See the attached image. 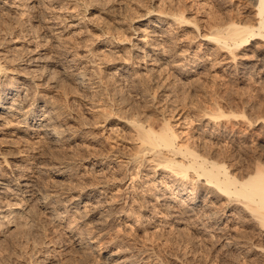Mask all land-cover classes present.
I'll list each match as a JSON object with an SVG mask.
<instances>
[{
  "label": "rangeland",
  "instance_id": "rangeland-1",
  "mask_svg": "<svg viewBox=\"0 0 264 264\" xmlns=\"http://www.w3.org/2000/svg\"><path fill=\"white\" fill-rule=\"evenodd\" d=\"M252 1L0 0V60L7 66L0 70V264H264V247H254L264 243L257 229L224 219L226 199L200 181L220 226L229 225L234 244L227 246L217 225L186 209L171 186L174 173L156 167L162 153L145 152L140 128L128 122L136 117L159 128L169 119L183 148H200L239 176L264 162L262 123L247 122L264 117V44L232 58L193 41L190 27L167 24L165 35L179 41L174 64L161 71L155 59L141 58L153 52L138 38L153 35L139 32L151 29L148 19L136 20L171 3L206 30L210 11L223 16L234 3ZM71 22L76 26L67 27ZM130 25L139 27L136 34ZM120 27L131 35L117 47ZM109 33L114 42L104 40ZM111 48L118 59L102 54Z\"/></svg>",
  "mask_w": 264,
  "mask_h": 264
},
{
  "label": "bare ground",
  "instance_id": "bare-ground-1",
  "mask_svg": "<svg viewBox=\"0 0 264 264\" xmlns=\"http://www.w3.org/2000/svg\"><path fill=\"white\" fill-rule=\"evenodd\" d=\"M90 1L92 2L91 4H93V2L97 4V0H90ZM99 1H101V0H99ZM109 1H111V0H109ZM116 1H118V4H120L122 2L123 3L127 2L128 0H116ZM129 1L131 2V0H129ZM250 1H252V0H250ZM113 2H114V0H113ZM91 4H89V5H91ZM172 4H173V0H172ZM172 4L169 3L170 7L168 9L159 10V9H155L153 7V8L148 9V10L146 9V11L144 13H142L141 15L139 14L140 16H138L139 18H136V20L148 19L149 23H150L148 25V28L150 27L151 28L150 30L146 29V28L143 30L142 29L139 30L138 26L134 25V27H133L130 25L131 33L134 32L136 34V32L139 30V32L142 33V35L144 37H146L148 35H153V37L150 39V41H147L145 38H143V39L138 38V40L142 43L144 42L143 44H145L146 46L149 43V45H151V47H149V48L153 52V54H151V53L149 54V52H144L143 57H141V58L145 59V58L150 57L149 60L155 59V61H157L158 65H159L158 69L161 71H162V69H164L166 67V65H168V64L173 65L174 64L173 62H174L175 56H174L173 52H174L175 47L179 41V38L171 39L168 35H167L168 37L165 35V33H167V32L163 28V26L167 25V24H169V26H172V27H174L176 25H177V27L178 26L179 27H183V26L184 27H190L195 32L194 33L195 35H193V37H191L193 39V41L196 40L195 38H197V39L200 38L201 40H205V42L207 44L215 45L218 49L217 50L218 52H219V50H222V51H225L226 54H228L230 56L234 55V57L232 56V58H235V56H236L235 54H237L236 52L238 50H242V49L243 50L245 49V51L248 49L250 50V48H248V47L253 46V43H255V42L256 43L262 42L264 44V0H255V2L252 1L251 3L249 2V4L246 3V5H244V3H243V5H242V3L241 4L240 3H238V4L234 3L231 6V8H229V10L226 14L223 12L224 13L223 16H218L219 14L217 15V13L215 14L213 11H210L208 13L209 15L207 17L208 19H207L206 25H205L206 30H204L205 27L202 28V25H201L200 20L198 18H196L194 16L192 17V16L186 14L187 10L185 11V9H186L185 7H183V6L175 7ZM101 6H102V4H101ZM126 6H127V4H126ZM87 7H89V6H87ZM122 9H125V8H122ZM108 10H110V9H108ZM118 12L120 13V11H118ZM107 13H108V11H107ZM114 20H115V23H117V24L120 21V19H117V18ZM60 23H61V21H60ZM131 23H132V21H131ZM66 25H67V27L76 26L75 23L73 24L72 22L70 25H68V23ZM66 25H64V26H66ZM119 29H121L122 32L120 33L119 39L116 40L117 41V45H116L117 47L121 43V40H123L125 38L130 39V35H131V33L127 34V32L125 31L126 28L122 29L120 27ZM110 36H111V34L109 35V37L105 38L104 40L107 42H110V43L114 42L113 41L114 37H113V39H111ZM121 36H123V37H121ZM180 39H181L180 41H182V38H180ZM105 45H107V44L105 43ZM114 45H115V43H114ZM116 46H115V48H116ZM115 48L113 50H112V48L108 49V51H106V53L104 51H102V52H104L102 54L103 55H105V54L112 55L113 54V57H114V58L112 57L113 60L118 59L119 58L118 56L121 53L119 54L117 52L118 50L117 49L115 50ZM176 53H178V52H176ZM129 55L127 57L123 56V55L122 56L126 59L128 58V60L129 59L131 60L133 58V55H132V53H131L132 56H129ZM263 55H264V53H263ZM97 57L100 58L98 55H97ZM103 57L104 56H102L100 58V60ZM109 57H110L109 59L111 61L112 60L111 56H109ZM103 59H107V58H103ZM163 59H164V61H163ZM122 60H124V59H122ZM94 61H95V59H94ZM103 61H105V60H103ZM106 61H108V60H106ZM193 64H195V63H193ZM155 66H157V64ZM153 68H155V67H152V69L150 68L151 70L150 69H148V70L153 71ZM99 69H100V67H99ZM0 70H2V71L6 70L7 71V66L1 60H0ZM118 71H120V70H118ZM121 71H123L121 73V75H122L124 73H127L128 69L126 67H123ZM83 77H84L83 74L80 73L79 75H76L74 78L77 79L79 82V80L80 79L82 80ZM7 81L9 83H11L12 85H13V83L17 82V81L15 82V80L12 78H10V79L8 78ZM144 90H146V89H144ZM113 94H115V93H113ZM0 103L2 104L3 101H0ZM1 107H4V106L1 105ZM9 110H10V108H9ZM35 115H36L35 111L33 110L30 113V117L32 118V120L34 119ZM214 115H217V114L214 113ZM233 116L235 118H238V117H242V116L245 117L246 115L233 113ZM164 119H165V121H163L162 126L159 128H155L156 126L155 127L145 126L143 124V122H141V120L137 119L136 117H135V119H133V118L129 119L128 122L131 121L132 122L131 124H133V126L136 127V129L140 128L138 130V138L140 141L139 144H140L141 148L145 147L144 148L145 152L147 150L150 152L162 153L163 156L159 157V159H157L156 167L157 166L161 167L160 169H163V170L165 168H167V169H170L174 173V176H176L177 179L174 180L173 183H171L172 184L171 186H173L174 189L175 188L178 189L177 191L176 190H174V191H176L175 193L180 196L182 203L187 204L186 209H188V211H190V213L192 212V214H193V212L195 213V211L196 212L200 211L202 218L204 217L207 220H210V222L212 221L214 225H217V226H215L216 229H218L219 232H221L225 236L223 240L226 241L227 238L229 239V237H231L230 234L228 233V230L230 229V228H228L229 225L227 226L226 223H224L223 226H220L221 224H219V223H221V221H223L222 215L221 214L217 215L215 212L212 211L211 204L205 203V197L207 195L206 196L203 195V193H202L203 190H201L202 187L197 186V184L200 183V181H202V183H201L202 186L205 185V188H206L207 184H210V185L214 186V188H211V191L215 195H218L217 198L220 199V197H223L224 201L226 199V201L222 204V206L224 205V208L222 211L223 217H224V215H226L224 217V219L227 218L228 221H230L234 218H239V221L242 222V224L245 223L244 221H246V223H247L246 226H248V223L252 224L253 227H255L257 229L255 231H258V233H255L254 235L258 234V235H260L259 237H262L264 240V162L262 160H260V161L258 160V162L256 161L255 165L253 166L252 169H249L244 175L239 176L236 173L231 172L229 170L230 167L223 160L215 159L213 157H208L205 154L203 155V153H201L202 151H200V148H195V147H187L186 149L183 148L184 145H182L178 142V138L180 135L178 136L176 129L173 127V125L171 123V120H169V119L166 120V118H164ZM25 121H27V120H25ZM247 122L249 123V125L251 124L253 126H256V125L262 123V126L260 129L264 130V117H262V116H256L254 118L248 117ZM53 132H54L53 128H47V133L51 134ZM56 134H57V132H56ZM164 148L169 150V151H172L174 154H180L183 157V159L179 160V159H176L174 157H166V155H165L166 153L162 150ZM186 157H191V160L185 161L184 159H186ZM153 159H154V156H153ZM153 161L156 162V160H153ZM172 176H173V174H172ZM174 176H173V178H174ZM203 180H205V182ZM24 185H26V184H24ZM208 189H210V188H208ZM209 194H208V196H209ZM214 194H212V196ZM41 198H42V196H41ZM206 200H208V199H206ZM217 212H219V211H217ZM253 227L251 226V228H253ZM249 232H250V230H249ZM250 233H252V232H250ZM246 235H248V234H246ZM242 236H244V235H242ZM250 237L252 238V235ZM253 238H255V237H253ZM242 239H243V237H242ZM231 240L230 241L227 240L225 244L227 246L228 245L232 246L234 244L233 243L234 241L232 242ZM250 240L253 241L252 239H250ZM244 243H246V242H244ZM250 243L252 244V242H250ZM242 244H241V246H243ZM260 245H257V246L255 245L254 247H258V246L261 248L264 247V243L261 246ZM248 246H250V244H248ZM252 248H253V244H252ZM260 251L263 252V254H264V249L260 250ZM260 251H259V254L261 253ZM262 260L264 263V259H262ZM115 264H130V263H125L124 261H116Z\"/></svg>",
  "mask_w": 264,
  "mask_h": 264
}]
</instances>
